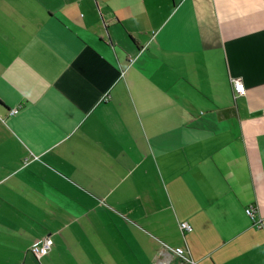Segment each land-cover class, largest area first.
Returning a JSON list of instances; mask_svg holds the SVG:
<instances>
[{"label":"crops","instance_id":"crops-1","mask_svg":"<svg viewBox=\"0 0 264 264\" xmlns=\"http://www.w3.org/2000/svg\"><path fill=\"white\" fill-rule=\"evenodd\" d=\"M179 248L264 264V0H0V264Z\"/></svg>","mask_w":264,"mask_h":264},{"label":"built area","instance_id":"built-area-1","mask_svg":"<svg viewBox=\"0 0 264 264\" xmlns=\"http://www.w3.org/2000/svg\"><path fill=\"white\" fill-rule=\"evenodd\" d=\"M233 90L236 97L243 96L246 94V88L244 83L241 79L236 78L233 79ZM19 111V108H13L10 110V115H15ZM246 213L251 217L252 220H255L256 215V207L250 206L246 209ZM181 229L186 231H191L192 227L188 222H181ZM54 244L53 239L50 236L44 237L41 240H37L32 246L31 251L38 257L41 258L42 256L49 253L52 246ZM176 254L179 255L186 264H197L196 261L189 257L186 250L184 248H179L176 250Z\"/></svg>","mask_w":264,"mask_h":264}]
</instances>
